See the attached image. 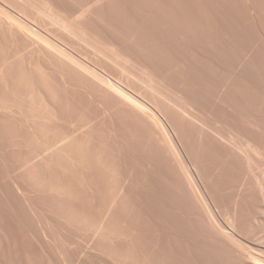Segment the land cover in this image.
<instances>
[{
    "label": "rangeland",
    "instance_id": "rangeland-1",
    "mask_svg": "<svg viewBox=\"0 0 264 264\" xmlns=\"http://www.w3.org/2000/svg\"><path fill=\"white\" fill-rule=\"evenodd\" d=\"M263 260L264 0H0V264Z\"/></svg>",
    "mask_w": 264,
    "mask_h": 264
},
{
    "label": "bare ground",
    "instance_id": "bare-ground-1",
    "mask_svg": "<svg viewBox=\"0 0 264 264\" xmlns=\"http://www.w3.org/2000/svg\"><path fill=\"white\" fill-rule=\"evenodd\" d=\"M58 46H56V48H57ZM61 50V49H60ZM63 53V52H62ZM64 55H65V53H64ZM119 90H121V92L123 93V94H126V91L125 90H123L120 86L119 87H117ZM257 258H255V260H256ZM259 259H262V258H259ZM264 261V260H263ZM258 262H260V260H258ZM263 264H264V262H262ZM258 264V263H257ZM259 264H261V263H259Z\"/></svg>",
    "mask_w": 264,
    "mask_h": 264
}]
</instances>
